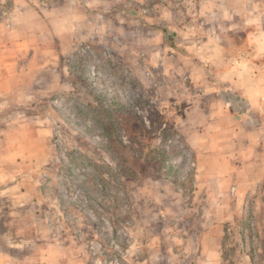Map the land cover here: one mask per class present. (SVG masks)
Returning a JSON list of instances; mask_svg holds the SVG:
<instances>
[{
	"label": "rangeland",
	"instance_id": "obj_1",
	"mask_svg": "<svg viewBox=\"0 0 264 264\" xmlns=\"http://www.w3.org/2000/svg\"><path fill=\"white\" fill-rule=\"evenodd\" d=\"M62 1L15 3L57 18L48 29L14 22L0 0V72L23 73L17 95H29L0 109V167L18 184L0 187L6 264H204L198 242L216 205L199 187L190 102L244 64L264 0H78L90 7L65 14ZM242 218L222 264L255 248L264 260L263 232Z\"/></svg>",
	"mask_w": 264,
	"mask_h": 264
},
{
	"label": "crops",
	"instance_id": "obj_2",
	"mask_svg": "<svg viewBox=\"0 0 264 264\" xmlns=\"http://www.w3.org/2000/svg\"><path fill=\"white\" fill-rule=\"evenodd\" d=\"M19 1L11 2L10 13L14 22L22 18L31 22V27L43 24L48 29L57 23V18L42 16L33 5L15 4ZM69 3L71 5L66 0L58 3L56 10L65 14L68 9L79 11L82 7L86 11V7H90L89 3L84 6L78 0ZM263 30L249 36L251 51L244 64L236 62L228 70L217 72L220 84L200 86L199 100L192 99L190 102L196 109L201 106L203 114L200 117V111L197 113L196 109H192L194 116L189 121L193 125V133L187 138L197 158L199 187L212 190L206 199L209 204L216 205L215 213L205 220L208 224L201 231L198 242V255L204 264H222V243L238 216L251 223L255 229L254 237H260L262 232L264 235V120L259 112L260 101L264 98V64L259 61L260 54L264 53V33H258ZM3 53L0 45V61L5 60ZM22 74L0 72L1 110L28 102V94L20 98L16 91V78ZM27 92L31 91L27 89ZM1 169L2 190H16L18 184L12 181L14 172L4 173ZM13 203L21 202L16 199ZM247 206L250 207L248 214L243 213ZM236 209H241L243 214H238ZM247 235L242 233L243 237ZM259 251L258 248L243 251L240 264H264V260L254 259L253 253ZM7 259L8 255L0 249V264L8 263Z\"/></svg>",
	"mask_w": 264,
	"mask_h": 264
},
{
	"label": "built area",
	"instance_id": "obj_3",
	"mask_svg": "<svg viewBox=\"0 0 264 264\" xmlns=\"http://www.w3.org/2000/svg\"><path fill=\"white\" fill-rule=\"evenodd\" d=\"M259 108H260L261 116H262V118L264 120V98L261 99Z\"/></svg>",
	"mask_w": 264,
	"mask_h": 264
}]
</instances>
